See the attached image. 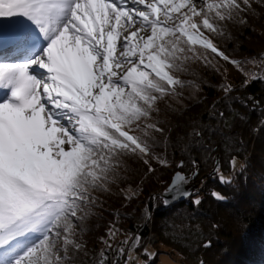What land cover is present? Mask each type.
Returning <instances> with one entry per match:
<instances>
[{
	"label": "snow or ice",
	"instance_id": "6c2138e0",
	"mask_svg": "<svg viewBox=\"0 0 264 264\" xmlns=\"http://www.w3.org/2000/svg\"><path fill=\"white\" fill-rule=\"evenodd\" d=\"M255 6L264 8V0H0V18L24 21L5 30L0 19V264H88L83 236L90 217L103 219V197H123L128 206L143 191L129 182L130 159L145 175L174 166L165 194L173 200L190 196L188 175H199L209 159L221 184L235 182L247 164L229 152L225 175L216 149L204 144L205 130L230 126L225 111L213 104L215 127L186 123L175 141L180 125L172 117L202 91L192 65L213 67L210 56L234 66L245 88L264 83V54L240 62L215 42L230 39L229 24H246ZM220 88L222 99L236 91ZM249 103L264 108L253 97L243 106ZM112 215L91 264H149L157 253L139 231L120 226L129 215ZM141 217L146 226L151 211Z\"/></svg>",
	"mask_w": 264,
	"mask_h": 264
},
{
	"label": "trees",
	"instance_id": "16d2710c",
	"mask_svg": "<svg viewBox=\"0 0 264 264\" xmlns=\"http://www.w3.org/2000/svg\"><path fill=\"white\" fill-rule=\"evenodd\" d=\"M255 8L246 24H229L227 32L230 33V39L215 38L222 50L240 62L264 54V8ZM209 59L213 67L199 62L192 65L197 80L205 84L195 99L185 102L187 108L184 112L178 118L172 117L173 123L178 122L180 127L171 133V139L175 141L177 134H183V126L189 122L215 127L217 121L210 120L208 115L215 104L216 111H225L230 126H225L221 121L217 132L209 135L205 130L204 144L216 149L212 153L214 156L218 151L221 152L225 175L229 173V152L237 156L239 162L247 164L246 170L237 175L235 182L230 185L221 184L217 176L202 179L213 166L214 161L209 159L200 165V173L196 178L200 184L197 193L183 203L165 207L158 194L169 186L177 169L174 166L169 169L157 168L154 175H145L146 169L140 163L134 159L128 160L129 182L133 187L139 183L143 191L128 206H124L126 202L123 197H103L104 210L100 213L103 219L90 217L83 236L89 255L82 259L88 264H91L101 247L99 237L104 234L108 222L114 219L112 213L117 211L130 217L120 222L124 230L139 231L144 243L155 248L157 254H175L184 264H199L200 260L204 264H264V127H260L264 108L253 110L252 106H243L248 95L256 96L264 104V83L255 81L245 88V77L234 66L219 57L210 56ZM242 66L252 72L260 71L252 64ZM223 83L231 84L236 89L230 98L222 99L224 92L220 86ZM240 115L244 119H239ZM224 137H230L231 140L225 142ZM226 143L231 147H222ZM157 151H163V148ZM192 151L199 158L200 150L193 148ZM180 155L175 151L174 158L179 160ZM153 166L157 167L155 164ZM184 172L188 174L187 169ZM213 191L221 193L226 199H214ZM153 195H156L155 199H150ZM196 197L201 199L198 206L192 203ZM141 210L151 211V219L146 226H142ZM213 224L218 227L213 228ZM152 231L159 237L156 246L147 243ZM118 239L123 240L125 237L120 235ZM208 239L212 241L211 246L203 248L201 245Z\"/></svg>",
	"mask_w": 264,
	"mask_h": 264
},
{
	"label": "water",
	"instance_id": "95a60500",
	"mask_svg": "<svg viewBox=\"0 0 264 264\" xmlns=\"http://www.w3.org/2000/svg\"><path fill=\"white\" fill-rule=\"evenodd\" d=\"M247 97H253L255 98L256 96H253V95H248ZM253 108V107H252ZM215 156H219L220 159H219V163L221 164V167H222V154L220 151H218ZM214 166H215V162L213 163V166L211 168V170L202 178H211V177H214L216 176V173L213 171L214 169ZM186 174V173H185ZM187 175V174H186ZM196 178H197V175L195 177L193 176H188V180L190 181L189 183L186 184V191H188L190 193V196L188 198H180V197H177L176 199H171V196H166V190L169 188V186L161 193L158 194V197L162 200L163 204L165 207H171V206H174L176 204H179V203H183L185 202L186 200L190 199L194 193L198 190L200 184L196 181ZM172 182V180H171ZM153 197H156V195H153ZM165 199H168V203L167 205H165Z\"/></svg>",
	"mask_w": 264,
	"mask_h": 264
},
{
	"label": "rangeland",
	"instance_id": "374dc122",
	"mask_svg": "<svg viewBox=\"0 0 264 264\" xmlns=\"http://www.w3.org/2000/svg\"><path fill=\"white\" fill-rule=\"evenodd\" d=\"M0 19L4 20L3 25H4L5 30H7V28L9 27L10 24H23L24 23L23 18H19L17 20H13L11 22L8 21L7 19H4V18H0ZM229 123H230V120H229ZM195 193H197V191ZM149 251L157 253L156 249L153 247H150V246H149ZM145 259H146L145 257H143V258L141 257L142 262ZM149 264H150V262H149ZM151 264H184V262H183V260L178 259L177 255H175V254L161 253V254H157L155 256V258L151 261Z\"/></svg>",
	"mask_w": 264,
	"mask_h": 264
},
{
	"label": "bare ground",
	"instance_id": "6f19581e",
	"mask_svg": "<svg viewBox=\"0 0 264 264\" xmlns=\"http://www.w3.org/2000/svg\"><path fill=\"white\" fill-rule=\"evenodd\" d=\"M159 242V237L157 236V234L152 231L151 235H149L147 243H149L151 246L154 245L156 246Z\"/></svg>",
	"mask_w": 264,
	"mask_h": 264
},
{
	"label": "flooded vegetation",
	"instance_id": "af4514ba",
	"mask_svg": "<svg viewBox=\"0 0 264 264\" xmlns=\"http://www.w3.org/2000/svg\"><path fill=\"white\" fill-rule=\"evenodd\" d=\"M256 98H257V97H256ZM256 98H254V99H256ZM256 100H257V99H256ZM250 106H252L251 103H249V107H250ZM251 110H252V109H251Z\"/></svg>",
	"mask_w": 264,
	"mask_h": 264
}]
</instances>
